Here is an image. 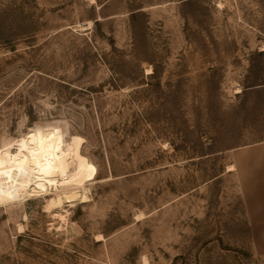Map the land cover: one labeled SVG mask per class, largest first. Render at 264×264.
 I'll return each instance as SVG.
<instances>
[{
    "label": "rangeland",
    "instance_id": "obj_1",
    "mask_svg": "<svg viewBox=\"0 0 264 264\" xmlns=\"http://www.w3.org/2000/svg\"><path fill=\"white\" fill-rule=\"evenodd\" d=\"M260 140L264 0H0V264H264Z\"/></svg>",
    "mask_w": 264,
    "mask_h": 264
},
{
    "label": "crops",
    "instance_id": "obj_2",
    "mask_svg": "<svg viewBox=\"0 0 264 264\" xmlns=\"http://www.w3.org/2000/svg\"><path fill=\"white\" fill-rule=\"evenodd\" d=\"M239 149L240 155H248V159L239 158V165L244 166V160L247 159L250 172L248 186L252 188L244 202L245 208L250 219L258 220L255 222L259 229L257 233L264 234V140L258 141V145H252L250 148Z\"/></svg>",
    "mask_w": 264,
    "mask_h": 264
},
{
    "label": "bare ground",
    "instance_id": "obj_3",
    "mask_svg": "<svg viewBox=\"0 0 264 264\" xmlns=\"http://www.w3.org/2000/svg\"><path fill=\"white\" fill-rule=\"evenodd\" d=\"M91 21H89L87 24L90 25ZM87 24H84V25H87ZM83 26V25H82ZM88 26V25H87ZM91 26V25H90ZM89 27V26H88ZM87 27V28H88ZM151 71V70H150ZM149 71V72H150ZM240 91V90H239ZM234 168V165L231 164L229 165V169H233ZM88 191L90 192V189L89 187L87 186H80V187H75V188H70V189H65V190H60V191H57V192H54V196L49 198L48 200V206H50L49 208H52V206H57L59 205L60 207L61 206H64V203H70L73 205V203L77 200H88L90 199L89 198V194H88ZM82 201V202H83ZM76 204V202H75ZM47 205V204H46ZM54 207L52 209H54ZM47 210H50V209H47ZM56 210V209H55ZM65 211V209H63ZM67 211V210H66ZM68 212V211H67ZM58 214H56L57 216ZM59 215L65 219V215L63 213H59ZM55 216V217H56ZM59 217V216H57ZM67 219V218H66ZM66 222V221H65ZM103 235V234H102ZM103 238V237H102Z\"/></svg>",
    "mask_w": 264,
    "mask_h": 264
},
{
    "label": "trees",
    "instance_id": "obj_4",
    "mask_svg": "<svg viewBox=\"0 0 264 264\" xmlns=\"http://www.w3.org/2000/svg\"><path fill=\"white\" fill-rule=\"evenodd\" d=\"M11 168H10V166H8V167H6V168H2V169H0V171H7V170H10Z\"/></svg>",
    "mask_w": 264,
    "mask_h": 264
}]
</instances>
